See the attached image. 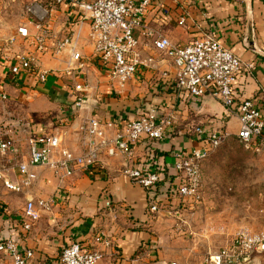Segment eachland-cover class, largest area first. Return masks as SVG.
<instances>
[{
	"label": "crops",
	"instance_id": "0c3cea01",
	"mask_svg": "<svg viewBox=\"0 0 264 264\" xmlns=\"http://www.w3.org/2000/svg\"><path fill=\"white\" fill-rule=\"evenodd\" d=\"M22 2L16 0L8 8L0 7V33L16 36L9 50L4 51L0 43V92L8 97L0 99V120L6 134H20L21 143L33 135H56L64 140V147L79 154L84 138L81 129L94 118L104 123L133 120L152 104L161 118H171V125L161 141L139 144L131 163L146 171H159L161 182L153 191L144 190L124 176L120 157L103 156L90 172H77L63 181L49 168H32L36 180L21 194L8 191L0 177V239L13 238L21 248L31 250L34 259L30 264H61L66 247L79 242L89 249L100 248L95 237L103 233L113 240V247L104 254L109 264H147L157 257L150 251L154 248L150 245L154 243L151 229L156 215L152 205H181L175 193V156L204 146L196 134L198 128L226 133L228 138L236 136L238 107L244 101L264 107V0H156L145 18L150 28L173 43L188 45L212 36L240 58L243 70L235 84L236 106L232 110L213 98H195L177 91L170 80L161 76L174 71L171 61L139 35L141 60L153 62L140 66L125 89L116 91L110 69L97 61L88 42V23L83 24L82 15L70 7L53 10L52 0H32L35 6L48 10L41 24L52 31L51 41L40 52L38 44L16 35V24L5 22V13ZM182 18L186 19L184 25H180ZM80 29L76 51L81 59L73 62L70 49L59 54L58 46ZM22 54L33 55L38 70L48 73L45 83L35 75L23 73L16 77L10 73L15 58ZM152 64L157 70L151 69ZM250 64L255 67L252 71L246 69ZM77 86L87 91L79 93ZM79 97L84 98L81 108L75 105ZM6 178L19 182L18 170ZM29 200H44L50 210L42 212L41 219L26 231L24 211ZM170 262L162 259L154 264ZM0 264L11 261L0 255Z\"/></svg>",
	"mask_w": 264,
	"mask_h": 264
},
{
	"label": "built area",
	"instance_id": "2783aa9c",
	"mask_svg": "<svg viewBox=\"0 0 264 264\" xmlns=\"http://www.w3.org/2000/svg\"><path fill=\"white\" fill-rule=\"evenodd\" d=\"M16 0H0V7L8 8ZM53 10L56 7L67 6L82 15V23H88V42L93 48L97 61L110 69V80L116 91H122L135 78L140 66H148L153 60L143 62L138 52L137 35L152 44L163 57L169 59L174 67L173 72H164L161 76L170 80L179 92H185L195 98L210 97L218 100L227 110L235 108L234 88L243 63L230 50L225 48L212 36L196 40L188 45L173 43L162 33L146 24L149 8L155 6L156 0H52ZM46 12V13H45ZM28 24L16 28V35L25 41L39 45L43 52L52 39V31L47 25L41 24L48 10L39 6L28 7ZM45 14V15H43ZM47 15V16H46ZM34 19L37 22H34ZM41 19V20H40ZM182 18L180 25H184ZM33 28L30 29V27ZM81 38V29L72 38L66 37L58 46L57 53L70 49L71 60L80 62L76 45ZM16 42L13 35L2 43L4 51ZM47 52V51H45ZM84 67V63L80 64ZM254 65L246 66L248 71L254 70ZM151 69L157 70L156 65ZM9 71L14 76L23 73L37 76L39 82L45 83L48 73L39 71L36 58L30 54H22L15 58ZM76 91H87L77 86ZM7 95L0 92V99L7 100ZM77 108L84 105V98L79 97L75 103ZM239 130L236 138L246 150L254 153L264 151V107H258L254 101H244L238 107ZM171 125L170 117L161 118L155 105H148L140 116L128 121L102 122L98 119L89 120L81 129L83 133V149L79 154L67 149L61 137L56 135H33L28 139V152L22 154L20 145L12 140L0 137V153L16 161L20 175L19 182H12L5 175L4 187L12 193H23L33 186L36 175L32 168L46 167L51 169L56 177L63 181L77 172H90L96 167L103 156L122 158L123 174L133 184L146 191H153L161 182L159 171H146L142 167L132 166L136 157V147L141 144H151L165 137L167 128ZM114 132L112 135L110 132ZM196 134L204 146L189 153H178L174 169L177 172L175 193L179 196L181 205L177 214L184 209L195 210L202 201L203 166L208 157L218 149L228 138L226 133L209 132L207 128H198ZM21 159V160H19ZM18 161V162H17ZM110 207V204H108ZM163 207L152 205L153 213H159ZM50 205L44 200L27 201L24 217L27 223L26 231L41 219L42 212L49 211ZM100 248H86L79 242L66 247L61 255V264H98L104 258L105 251L113 247V240L101 233L95 237ZM264 254V231L253 232L247 229L239 231L234 239L221 249L216 258L207 260L206 264H246L252 257ZM0 255L11 264H30L34 259L31 250L23 249L13 239H0ZM216 260V261H214ZM169 264H182L171 261ZM197 264V263H188Z\"/></svg>",
	"mask_w": 264,
	"mask_h": 264
},
{
	"label": "rangeland",
	"instance_id": "374dc122",
	"mask_svg": "<svg viewBox=\"0 0 264 264\" xmlns=\"http://www.w3.org/2000/svg\"><path fill=\"white\" fill-rule=\"evenodd\" d=\"M22 1L20 7L5 13L6 23L19 27L27 22L24 19L30 18L27 8L35 6V3ZM13 35L15 33H0V43ZM2 129L0 120V137L12 139L21 148H27L22 149V154L27 155L29 137L21 143L20 134L9 135ZM17 170L16 161H10V157L0 153V177ZM162 209L165 210L156 213L151 229L154 243L150 246L155 249L150 251L157 257L147 264L162 259L182 264H206L207 260L216 258L239 231L263 232L264 151L254 153L246 150L236 136L227 138L204 162L202 201L195 210L184 209L177 214L178 208ZM105 258L98 264H109ZM246 264H264V254L252 257Z\"/></svg>",
	"mask_w": 264,
	"mask_h": 264
},
{
	"label": "trees",
	"instance_id": "16d2710c",
	"mask_svg": "<svg viewBox=\"0 0 264 264\" xmlns=\"http://www.w3.org/2000/svg\"><path fill=\"white\" fill-rule=\"evenodd\" d=\"M34 22H37V21H35L34 19H32Z\"/></svg>",
	"mask_w": 264,
	"mask_h": 264
}]
</instances>
